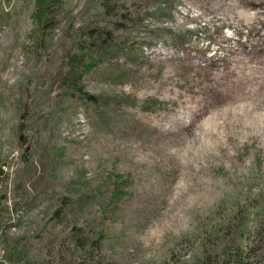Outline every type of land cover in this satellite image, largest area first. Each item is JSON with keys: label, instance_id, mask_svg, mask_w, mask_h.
Instances as JSON below:
<instances>
[{"label": "rangeland", "instance_id": "1", "mask_svg": "<svg viewBox=\"0 0 264 264\" xmlns=\"http://www.w3.org/2000/svg\"><path fill=\"white\" fill-rule=\"evenodd\" d=\"M37 1L0 0V264H264V103L193 114L264 67V0Z\"/></svg>", "mask_w": 264, "mask_h": 264}, {"label": "bare ground", "instance_id": "2", "mask_svg": "<svg viewBox=\"0 0 264 264\" xmlns=\"http://www.w3.org/2000/svg\"><path fill=\"white\" fill-rule=\"evenodd\" d=\"M240 64L231 71L229 70L228 74L216 77L207 102L203 103L204 105H199L193 111L196 117L205 114L209 105L211 108L210 103L214 101L225 103L235 100L255 104L264 103V95L260 93L264 88V67L261 66V63L254 66L245 62Z\"/></svg>", "mask_w": 264, "mask_h": 264}, {"label": "trees", "instance_id": "3", "mask_svg": "<svg viewBox=\"0 0 264 264\" xmlns=\"http://www.w3.org/2000/svg\"><path fill=\"white\" fill-rule=\"evenodd\" d=\"M37 3L39 4L41 9H45L46 7V0H38ZM109 0H104L102 3V9L107 12L110 11L113 15H117L120 11L117 7H109ZM104 30H99V32H89L87 33V39H88V45L90 47H94L98 51H104L110 53L114 49V45L110 44L111 40H103L100 37V33ZM102 56L101 54L96 55L95 57H92L89 55V52H80V55H76L73 57L72 62L77 63L81 67V71L79 76H77L75 79H73L72 87L75 91H78L80 93H84V89L80 86H78L79 81L85 76L91 74L95 69L99 67V65L102 63ZM87 61V63H85ZM112 179V183L114 184V190L111 193V197L109 199L108 206L112 205V203L120 198H123V195L125 193L122 191L123 188H125L128 185V181L125 179H121L120 176H112L110 175ZM107 206V207H108ZM99 236H102V233L99 234ZM105 238V237H104Z\"/></svg>", "mask_w": 264, "mask_h": 264}]
</instances>
